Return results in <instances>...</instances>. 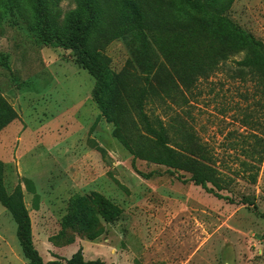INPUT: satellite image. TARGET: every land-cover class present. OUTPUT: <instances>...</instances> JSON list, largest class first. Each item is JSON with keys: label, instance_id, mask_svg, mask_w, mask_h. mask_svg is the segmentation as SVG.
Here are the masks:
<instances>
[{"label": "rangeland", "instance_id": "1", "mask_svg": "<svg viewBox=\"0 0 264 264\" xmlns=\"http://www.w3.org/2000/svg\"><path fill=\"white\" fill-rule=\"evenodd\" d=\"M41 1L51 23L66 30L79 0ZM152 1L165 8L173 2ZM104 3L103 29L93 46L112 71L141 70L138 42L119 25L114 1ZM33 4L0 0V96L15 112L0 130V160L7 192L21 184L42 259H69L81 250L85 261L106 264H264V92L249 72L236 70L233 61L242 54L174 103L150 107L161 116L180 115L214 152L226 178L224 189H213L217 197L188 172L143 160L132 167V155L92 99L94 78L71 51L40 40ZM226 16L264 40V0H233ZM96 194L121 210L119 218L98 216L95 240L77 227L63 228L72 203L95 213ZM0 264H29L1 205Z\"/></svg>", "mask_w": 264, "mask_h": 264}, {"label": "trees", "instance_id": "2", "mask_svg": "<svg viewBox=\"0 0 264 264\" xmlns=\"http://www.w3.org/2000/svg\"><path fill=\"white\" fill-rule=\"evenodd\" d=\"M113 1L120 14L119 25L138 42L141 70L114 72L108 58L93 46V37L103 29L105 0H79L68 14V28L63 31L48 19L42 1L33 0L35 30L43 43L71 51L94 78L92 99L105 121L113 125V137L132 155L133 168L136 160H143L188 172L194 184L211 193H215L214 188L224 189L226 178L216 155L191 125L180 115L161 116L150 107L174 103L197 80L208 78L237 54L242 58L233 61L236 70L249 72L256 88L264 92V40L226 16L233 0H173L167 8L152 0ZM14 119L15 112L0 96V130ZM93 147L105 153L98 144ZM262 154L256 158L258 163H262ZM3 178L0 160V205L16 224V238L29 264H106L85 261L81 250L69 259L45 262L34 245L21 184L8 193ZM24 181L26 190L34 194L32 184ZM94 202L95 213H85L80 202L72 203L63 218V228L77 227L87 239L95 240L100 235L94 230L98 216L112 222L121 210L100 194L95 195Z\"/></svg>", "mask_w": 264, "mask_h": 264}]
</instances>
